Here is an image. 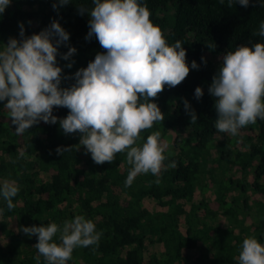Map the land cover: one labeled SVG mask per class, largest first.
Instances as JSON below:
<instances>
[{
    "label": "trees",
    "instance_id": "obj_1",
    "mask_svg": "<svg viewBox=\"0 0 264 264\" xmlns=\"http://www.w3.org/2000/svg\"><path fill=\"white\" fill-rule=\"evenodd\" d=\"M69 2L59 6L58 0H11L0 14V51L9 38L21 39V24L25 37L39 34L53 21L69 34L56 57L62 68V89L72 87L75 73L87 68L97 54L105 53L95 36L86 39L93 0ZM140 2L147 5L151 21L162 29L170 46L182 42L190 68L180 85L165 86L150 101L157 104L164 120L143 131L138 141L142 144L159 131L167 145L165 164L174 161L176 168L162 171L159 177L138 175L126 188L131 167L126 154L97 165L80 145L81 134L66 135L59 123L41 121L17 135L6 102H0V184L16 181L19 187L13 210L0 197L4 210L0 216V264H37L34 246L38 238L19 229L53 222L62 225L76 215L92 220L103 235L98 246L75 249L67 264H238L246 237H255L264 245V121L258 119L240 129L238 136L218 140L225 133L215 129L218 114L215 98L209 94L228 51L264 43V37L258 35L264 4L252 0L248 7L235 2L229 7L228 0ZM53 3H57L56 9ZM80 8L87 12L81 15ZM69 48H75V54L62 59ZM193 61L197 69H191ZM197 87L204 93L200 99L195 97ZM185 100L196 114V123H191ZM68 114L66 108H53L58 119ZM61 147L71 149L57 154ZM236 173L242 176L236 178ZM250 174L252 184L246 182ZM252 189L263 199L255 201V212L247 197ZM152 200L156 211L146 205ZM218 216L226 224L217 223ZM55 242H60L58 237ZM196 250L201 253L193 263L190 253ZM39 264H46L43 257Z\"/></svg>",
    "mask_w": 264,
    "mask_h": 264
},
{
    "label": "clouds",
    "instance_id": "obj_2",
    "mask_svg": "<svg viewBox=\"0 0 264 264\" xmlns=\"http://www.w3.org/2000/svg\"><path fill=\"white\" fill-rule=\"evenodd\" d=\"M234 2L243 7L250 4V0H228V6ZM252 2L264 4V0ZM10 3L11 0H0V14ZM58 3L65 6L70 2L58 0ZM93 4L86 39L95 36L105 53L97 54L87 68L75 73L76 83L72 87L62 89V68L57 66L56 57L58 47L69 40V34L53 21L39 34L25 37L21 24V39L9 38L0 51V102H6L4 107L17 135H23L41 121L59 123L66 135L81 134L80 145L97 165L112 163L117 154H126L131 166L125 180L127 188L138 175L150 173L159 177L162 171L176 168L174 161L165 164L167 145L159 131L148 135L142 144L138 141L143 131L164 120L157 104L150 101L165 86L180 85L190 68L182 42L170 46L162 29L151 21L147 5L140 0H93ZM53 8H57V3H53ZM78 12L83 15L87 10L80 8ZM258 35L264 37V22ZM75 52V48H69L62 59L68 60ZM197 68L193 61L191 69ZM203 94L200 87L195 89L197 99ZM209 94L215 98L218 119L214 126L218 132L238 136L240 129L254 125L258 119L264 121V43L228 51L213 77ZM184 105L191 123H196L194 110L186 100ZM54 107L66 108L69 114L58 119L53 115ZM70 149L61 147L56 151L62 155ZM24 154L21 150L20 156ZM18 193L16 181L4 180L0 184V197L9 211L15 208L13 199ZM3 211L0 208V216ZM19 231L38 238L34 246L37 264L40 257L46 264H67L75 249L98 246L103 235L83 215H76L62 225L53 222ZM57 237L59 243L55 242ZM237 260L238 264H264V245L255 237H246Z\"/></svg>",
    "mask_w": 264,
    "mask_h": 264
},
{
    "label": "rangeland",
    "instance_id": "obj_3",
    "mask_svg": "<svg viewBox=\"0 0 264 264\" xmlns=\"http://www.w3.org/2000/svg\"><path fill=\"white\" fill-rule=\"evenodd\" d=\"M228 136H232V135L225 133L223 136H219L218 140H222L223 137L227 138ZM241 176L242 175L240 173H236V178H240ZM246 182L249 183V184H252L253 183V176H252V174H250V175H248L246 177ZM247 197L251 201V205H252L253 212H255L256 205L254 203H255V201H263L262 197L259 194H256L255 192H253V189L248 192ZM146 205L148 206V208L152 209L153 211L158 210V207L156 206V202L153 201V200L152 201H147L146 202ZM216 222L219 223V224L220 223L226 224V219L224 217H222V216H218V218L216 219ZM154 250L155 249L152 248L151 251L154 252ZM200 253H201V251H199V250L192 251L190 253V257H191L193 263L195 261H197V258L200 256ZM196 264H198V263L196 262Z\"/></svg>",
    "mask_w": 264,
    "mask_h": 264
}]
</instances>
